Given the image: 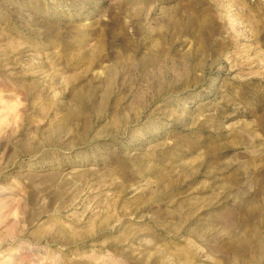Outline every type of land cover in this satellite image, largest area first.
I'll return each mask as SVG.
<instances>
[{
    "label": "rangeland",
    "instance_id": "obj_1",
    "mask_svg": "<svg viewBox=\"0 0 264 264\" xmlns=\"http://www.w3.org/2000/svg\"><path fill=\"white\" fill-rule=\"evenodd\" d=\"M0 264H264V0H0Z\"/></svg>",
    "mask_w": 264,
    "mask_h": 264
}]
</instances>
